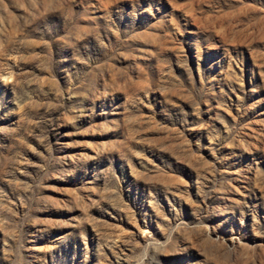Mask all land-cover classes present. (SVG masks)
Returning a JSON list of instances; mask_svg holds the SVG:
<instances>
[{
	"label": "rangeland",
	"instance_id": "374dc122",
	"mask_svg": "<svg viewBox=\"0 0 264 264\" xmlns=\"http://www.w3.org/2000/svg\"><path fill=\"white\" fill-rule=\"evenodd\" d=\"M0 264H264V0H0Z\"/></svg>",
	"mask_w": 264,
	"mask_h": 264
}]
</instances>
